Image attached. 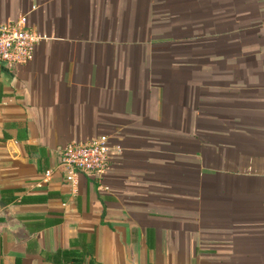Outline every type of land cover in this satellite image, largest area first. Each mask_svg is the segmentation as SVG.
<instances>
[{
    "label": "crops",
    "instance_id": "crops-1",
    "mask_svg": "<svg viewBox=\"0 0 264 264\" xmlns=\"http://www.w3.org/2000/svg\"><path fill=\"white\" fill-rule=\"evenodd\" d=\"M21 15L48 39L0 62V264H264V0H0ZM98 135L110 169L67 183Z\"/></svg>",
    "mask_w": 264,
    "mask_h": 264
},
{
    "label": "built area",
    "instance_id": "built-area-1",
    "mask_svg": "<svg viewBox=\"0 0 264 264\" xmlns=\"http://www.w3.org/2000/svg\"><path fill=\"white\" fill-rule=\"evenodd\" d=\"M48 39L28 25L27 17L0 23V62L8 67L24 66L31 62L37 45ZM119 147L110 143L107 135L85 141H70L60 147L55 170L62 173L67 183L76 184L78 173L101 177L111 166V159ZM54 169L44 171L40 184L51 179Z\"/></svg>",
    "mask_w": 264,
    "mask_h": 264
}]
</instances>
